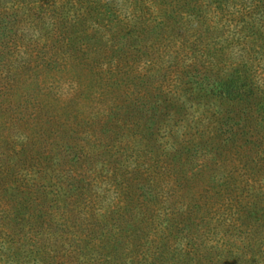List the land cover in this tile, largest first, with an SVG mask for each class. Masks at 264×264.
<instances>
[{
    "label": "trees",
    "instance_id": "1",
    "mask_svg": "<svg viewBox=\"0 0 264 264\" xmlns=\"http://www.w3.org/2000/svg\"><path fill=\"white\" fill-rule=\"evenodd\" d=\"M0 264H264V0H0Z\"/></svg>",
    "mask_w": 264,
    "mask_h": 264
}]
</instances>
